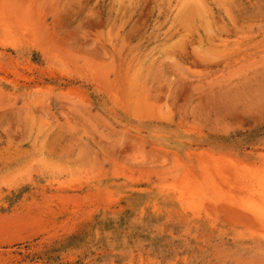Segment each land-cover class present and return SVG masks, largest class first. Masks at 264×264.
Returning a JSON list of instances; mask_svg holds the SVG:
<instances>
[{
    "label": "rangeland",
    "instance_id": "obj_1",
    "mask_svg": "<svg viewBox=\"0 0 264 264\" xmlns=\"http://www.w3.org/2000/svg\"><path fill=\"white\" fill-rule=\"evenodd\" d=\"M0 264H264V0H0Z\"/></svg>",
    "mask_w": 264,
    "mask_h": 264
}]
</instances>
